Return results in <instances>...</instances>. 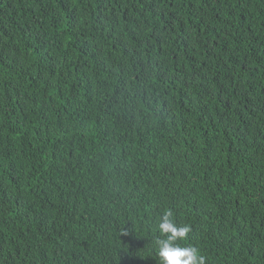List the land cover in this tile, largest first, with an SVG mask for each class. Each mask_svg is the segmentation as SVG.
<instances>
[{
  "label": "trees",
  "instance_id": "1",
  "mask_svg": "<svg viewBox=\"0 0 264 264\" xmlns=\"http://www.w3.org/2000/svg\"><path fill=\"white\" fill-rule=\"evenodd\" d=\"M0 264H264V0H0Z\"/></svg>",
  "mask_w": 264,
  "mask_h": 264
}]
</instances>
